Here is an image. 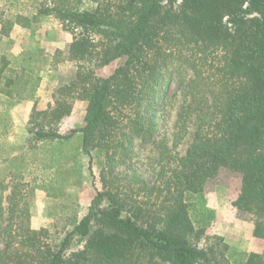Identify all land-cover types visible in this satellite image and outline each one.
<instances>
[{"label": "trees", "instance_id": "16d2710c", "mask_svg": "<svg viewBox=\"0 0 264 264\" xmlns=\"http://www.w3.org/2000/svg\"><path fill=\"white\" fill-rule=\"evenodd\" d=\"M37 12L72 34L66 58L77 68L45 109L33 104L28 142L80 134L90 170L92 152L101 155V188L53 241L46 227L30 226L23 183L10 171L16 181L6 197L0 180V264H231L224 238L207 235L192 217V195L222 168L240 176L231 205L251 215L252 235L264 238V0H50ZM0 34L7 35L3 25ZM119 57L111 74L96 73ZM18 82L6 77L3 86ZM174 82L185 104L172 147L194 128L183 154L153 139L150 108L167 104ZM75 100L86 102L84 124L60 132ZM136 139L156 147L152 182L119 169ZM244 264H264V255L251 251Z\"/></svg>", "mask_w": 264, "mask_h": 264}, {"label": "rangeland", "instance_id": "374dc122", "mask_svg": "<svg viewBox=\"0 0 264 264\" xmlns=\"http://www.w3.org/2000/svg\"><path fill=\"white\" fill-rule=\"evenodd\" d=\"M49 3L50 0H0V28L3 25L7 30V35L0 34V67L4 69L0 78V180L5 185L6 197L16 181L10 171L19 173L29 205L30 226L46 227L51 240L59 241L87 212L91 199L100 190L98 175L102 160L93 151L90 170L89 157L80 149V134L67 141L35 145L28 142L31 135L28 118L33 104L45 109L52 102L55 89L72 80L77 68L74 61L66 58L72 34L62 28L58 18L37 12L40 6ZM74 5L82 7L80 3ZM83 6L88 7L87 2ZM122 62L119 57L96 67V73L107 76ZM13 76L19 82L3 86L6 77ZM166 84L165 78L160 90ZM8 89H12L9 95L4 92ZM31 92L32 96L25 97ZM167 92L165 106L155 102L150 108L155 122L153 139H166L172 154H183L194 128L191 126L182 142L172 147L174 122L185 100L177 82L168 86ZM85 106V101L75 100L70 115L59 123V131L83 125ZM157 154L153 144L136 139L131 159L119 169L124 168L123 173L135 171L152 182L158 169ZM240 184L236 172L222 168L205 182L202 192L191 197L196 225H204L207 235L224 238L229 246L226 257L231 264H244L251 251L264 255V238L252 235L251 215L238 212L231 205ZM3 205H7L6 201Z\"/></svg>", "mask_w": 264, "mask_h": 264}, {"label": "crops", "instance_id": "0c3cea01", "mask_svg": "<svg viewBox=\"0 0 264 264\" xmlns=\"http://www.w3.org/2000/svg\"><path fill=\"white\" fill-rule=\"evenodd\" d=\"M1 36V35H0Z\"/></svg>", "mask_w": 264, "mask_h": 264}]
</instances>
